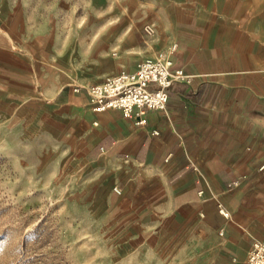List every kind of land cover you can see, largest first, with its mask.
Masks as SVG:
<instances>
[{
	"label": "crops",
	"instance_id": "0c3cea01",
	"mask_svg": "<svg viewBox=\"0 0 264 264\" xmlns=\"http://www.w3.org/2000/svg\"><path fill=\"white\" fill-rule=\"evenodd\" d=\"M66 1L0 0V150L58 168L75 261L246 264L264 238V0H128L82 20ZM174 43L190 79L146 125L92 110L85 86Z\"/></svg>",
	"mask_w": 264,
	"mask_h": 264
},
{
	"label": "rangeland",
	"instance_id": "374dc122",
	"mask_svg": "<svg viewBox=\"0 0 264 264\" xmlns=\"http://www.w3.org/2000/svg\"><path fill=\"white\" fill-rule=\"evenodd\" d=\"M127 2L73 0L72 4L82 20L96 6H102L101 10L114 6L116 11ZM17 164L0 150V264H78L71 250L79 238L63 236L58 168H19Z\"/></svg>",
	"mask_w": 264,
	"mask_h": 264
},
{
	"label": "built area",
	"instance_id": "2783aa9c",
	"mask_svg": "<svg viewBox=\"0 0 264 264\" xmlns=\"http://www.w3.org/2000/svg\"><path fill=\"white\" fill-rule=\"evenodd\" d=\"M176 48L174 43L166 52L140 60L132 70L122 68L100 82L85 86L92 110L101 112L117 108L136 125H146L149 109L163 110L167 107L174 81L190 79L182 66L175 65L173 56ZM80 87L75 86V89ZM152 132L159 133L157 129ZM115 189L119 188L115 186ZM218 206L224 216H230V211L222 203ZM223 232L222 228L220 233ZM246 264H264V238L253 241Z\"/></svg>",
	"mask_w": 264,
	"mask_h": 264
},
{
	"label": "bare ground",
	"instance_id": "6f19581e",
	"mask_svg": "<svg viewBox=\"0 0 264 264\" xmlns=\"http://www.w3.org/2000/svg\"><path fill=\"white\" fill-rule=\"evenodd\" d=\"M160 55V54H159Z\"/></svg>",
	"mask_w": 264,
	"mask_h": 264
}]
</instances>
